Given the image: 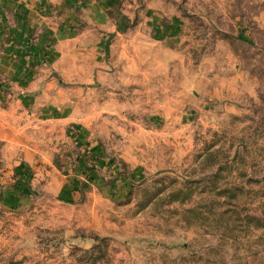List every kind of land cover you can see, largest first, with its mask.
Segmentation results:
<instances>
[{
    "label": "rangeland",
    "instance_id": "1",
    "mask_svg": "<svg viewBox=\"0 0 264 264\" xmlns=\"http://www.w3.org/2000/svg\"><path fill=\"white\" fill-rule=\"evenodd\" d=\"M21 10L23 51L0 54V264H264V0Z\"/></svg>",
    "mask_w": 264,
    "mask_h": 264
},
{
    "label": "crops",
    "instance_id": "2",
    "mask_svg": "<svg viewBox=\"0 0 264 264\" xmlns=\"http://www.w3.org/2000/svg\"><path fill=\"white\" fill-rule=\"evenodd\" d=\"M17 1V2H16ZM28 1V0H27ZM23 3L24 0H0V44L2 43H6V49H4L3 51L1 50L0 47V54L5 55V57L8 60V53L12 54L14 53L13 50H16L17 52L19 51H23V49H19V48H15L14 47V40L13 39V33H8L6 31L7 29V24L8 23H12L13 20V15L14 14H19V9H21V7H23ZM23 10L20 11V13L22 15H20L19 17L16 18H23L25 20V16L22 12ZM23 23H21V26L19 28H23L22 26ZM10 202V204H14L15 202H17V198L15 196H13V194L11 195V193H8L6 195V199H5V204L8 205V203Z\"/></svg>",
    "mask_w": 264,
    "mask_h": 264
}]
</instances>
